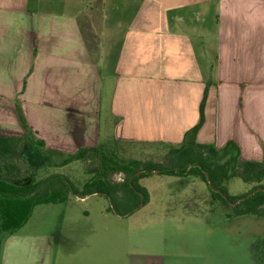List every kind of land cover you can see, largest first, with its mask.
I'll return each mask as SVG.
<instances>
[{
	"label": "crops",
	"instance_id": "crops-1",
	"mask_svg": "<svg viewBox=\"0 0 264 264\" xmlns=\"http://www.w3.org/2000/svg\"><path fill=\"white\" fill-rule=\"evenodd\" d=\"M200 108L195 143L224 159L231 141L237 161L262 160L264 0H0V137L25 136L20 114L45 155L109 144L163 163ZM62 219L7 235L0 264H113L109 227ZM254 241L229 262L264 264ZM174 244H136L120 264H177L179 251L201 264L190 241Z\"/></svg>",
	"mask_w": 264,
	"mask_h": 264
},
{
	"label": "rangeland",
	"instance_id": "rangeland-1",
	"mask_svg": "<svg viewBox=\"0 0 264 264\" xmlns=\"http://www.w3.org/2000/svg\"><path fill=\"white\" fill-rule=\"evenodd\" d=\"M21 117L23 121V116ZM104 146L103 153L114 155L110 157L111 161L133 159L127 146ZM179 147L167 150L165 161L174 155ZM137 149H145L146 153L154 155L157 153L155 150L164 151L161 146H137ZM16 151L11 155H0V165H18V171H11L12 175L16 174L18 178L20 176L17 180L22 178V181H27L31 177L37 180L47 174L60 173L75 187H81L84 183L100 178L96 176L102 170L100 156L92 152L83 151L78 159L74 156L68 157L67 153L48 155L46 160L44 154H38L34 148L29 147L25 151L23 161ZM103 169L110 168H106L104 164ZM9 176L2 175L5 178H10ZM187 176L193 177L183 186L180 185V178L183 176L152 173L139 178L138 183L145 188L147 200L126 216L114 214L108 199L104 195L93 193L81 198L68 195L67 199L61 202L37 204L32 208L25 223L31 226L51 225L55 220L61 219L63 212L62 225L73 224V220L77 226L90 225L94 229L109 227L112 239L116 241L115 248H112L113 264H120L124 250L130 252L136 244L152 250L154 241H164L166 246H172L178 240L192 243L188 253L192 257H200L201 264H235L229 260L233 259L232 257L239 260L237 257L241 256L240 260L243 261L244 255H249V244L264 237V215H234L229 205L221 204L209 193L201 179L194 178V175ZM121 179L122 174L116 170L107 171L105 175V180L111 183H118ZM253 185L254 183L244 182L236 175L227 177L223 182L226 194L233 198L245 194ZM168 229H173V232H168ZM95 235L97 237L100 234ZM125 241L128 242L127 245H123ZM204 245L207 250L201 254L198 248ZM178 256L180 258L177 264H195L180 251Z\"/></svg>",
	"mask_w": 264,
	"mask_h": 264
},
{
	"label": "trees",
	"instance_id": "trees-1",
	"mask_svg": "<svg viewBox=\"0 0 264 264\" xmlns=\"http://www.w3.org/2000/svg\"><path fill=\"white\" fill-rule=\"evenodd\" d=\"M19 119L25 136L0 137V155H11L17 150L18 156L25 161L22 156L25 141L37 153H41L43 144L40 140L33 138L31 130L22 121L20 114ZM201 120L200 108L198 122L185 132L180 147L178 146L175 154L163 163H141L135 159H117V162H114L110 159L114 155L103 153L102 146L77 149L68 157L74 156L78 159L81 152H92L100 156L102 168L96 174L100 178L84 183L81 187H75L65 175L60 173L47 174L37 180L33 177L27 181H22V178L17 180L20 176L18 178L16 174L12 175L11 171L13 169L18 171V165H0V241L26 222L35 205L61 202L67 199L68 195L80 198L93 193L104 195L114 214L126 216L146 202V190L138 183V179L152 174V170H157L155 174L197 176L206 184L209 193L216 200L230 206L234 215H264V182H262L264 180V156L260 161H237V146L229 141L223 148L234 147L235 153L227 158L218 159L220 158L219 150L214 149L212 145L197 144L194 141ZM48 155H45L46 160ZM104 164L110 169H103ZM110 170H116L122 174L120 182L111 183L105 180V175ZM138 171L139 174H136ZM3 174L10 175V178L2 177ZM234 175L254 185L245 194L233 198L226 194L223 182L227 177ZM250 192L252 194L247 196ZM250 249L251 255L257 262H264V237L254 242Z\"/></svg>",
	"mask_w": 264,
	"mask_h": 264
},
{
	"label": "water",
	"instance_id": "water-1",
	"mask_svg": "<svg viewBox=\"0 0 264 264\" xmlns=\"http://www.w3.org/2000/svg\"><path fill=\"white\" fill-rule=\"evenodd\" d=\"M156 171H157V170H152L151 172H152V173H155ZM136 174H139V171H138ZM251 194H252V192L248 193L247 196H249V195H251Z\"/></svg>",
	"mask_w": 264,
	"mask_h": 264
}]
</instances>
